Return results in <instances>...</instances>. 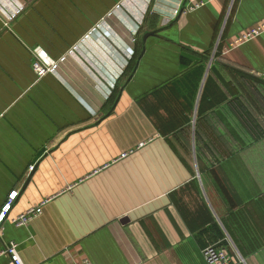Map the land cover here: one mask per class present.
<instances>
[{"label":"crops","instance_id":"obj_1","mask_svg":"<svg viewBox=\"0 0 264 264\" xmlns=\"http://www.w3.org/2000/svg\"><path fill=\"white\" fill-rule=\"evenodd\" d=\"M193 1L0 0V250L264 264V0Z\"/></svg>","mask_w":264,"mask_h":264},{"label":"built area","instance_id":"obj_2","mask_svg":"<svg viewBox=\"0 0 264 264\" xmlns=\"http://www.w3.org/2000/svg\"><path fill=\"white\" fill-rule=\"evenodd\" d=\"M210 0H194L186 6L185 11H191L205 5V3ZM264 27V25H263ZM263 27L258 29H253L250 32L243 35L234 44H238L244 40L251 38L254 34L258 33ZM56 65V61L49 57L43 50L36 48L33 50V69L37 75L44 76L49 72H52ZM7 209H3L0 213V225L6 219ZM42 213V205L29 209L26 213L13 219L12 222L17 225H27L34 217H37ZM9 255L11 257L10 264H24L18 254V243L11 242L6 245L4 249L0 250V255ZM204 259L208 264H234L233 254L230 253L229 249L224 245H210L202 250ZM243 260V259H241ZM72 264H92L89 259H84L81 261H75Z\"/></svg>","mask_w":264,"mask_h":264},{"label":"water","instance_id":"obj_3","mask_svg":"<svg viewBox=\"0 0 264 264\" xmlns=\"http://www.w3.org/2000/svg\"><path fill=\"white\" fill-rule=\"evenodd\" d=\"M152 34H155V32H147V33H145V35L143 36V39L146 40V38H147L149 35H152Z\"/></svg>","mask_w":264,"mask_h":264}]
</instances>
